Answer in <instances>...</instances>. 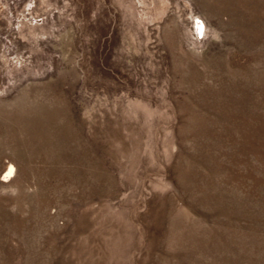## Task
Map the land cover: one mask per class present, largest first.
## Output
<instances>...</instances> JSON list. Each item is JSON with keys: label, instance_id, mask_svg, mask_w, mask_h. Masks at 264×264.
<instances>
[{"label": "rangeland", "instance_id": "obj_1", "mask_svg": "<svg viewBox=\"0 0 264 264\" xmlns=\"http://www.w3.org/2000/svg\"><path fill=\"white\" fill-rule=\"evenodd\" d=\"M0 264H264V0H0Z\"/></svg>", "mask_w": 264, "mask_h": 264}, {"label": "bare ground", "instance_id": "obj_2", "mask_svg": "<svg viewBox=\"0 0 264 264\" xmlns=\"http://www.w3.org/2000/svg\"><path fill=\"white\" fill-rule=\"evenodd\" d=\"M7 168H8V170L6 169V171H7L6 174H10V171H11L12 168L10 166L7 167Z\"/></svg>", "mask_w": 264, "mask_h": 264}]
</instances>
